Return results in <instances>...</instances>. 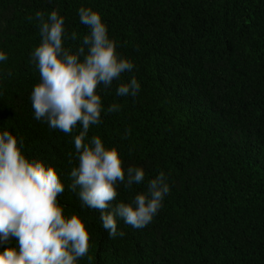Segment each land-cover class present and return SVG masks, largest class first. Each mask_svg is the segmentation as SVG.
Instances as JSON below:
<instances>
[{
    "label": "trees",
    "instance_id": "16d2710c",
    "mask_svg": "<svg viewBox=\"0 0 264 264\" xmlns=\"http://www.w3.org/2000/svg\"><path fill=\"white\" fill-rule=\"evenodd\" d=\"M81 7L101 13L117 52L134 63L98 86L105 111L88 132L117 147L125 168L145 170L141 184L118 186L115 202H130L160 172L170 185L146 227L118 219L122 237L111 238L70 187L80 127L50 128L30 99L40 83L36 13L47 20L58 11L64 46L75 51L90 32ZM0 51V127L23 138L26 156L58 170L64 213L81 215L89 231L78 264H264V0H0ZM132 76L138 95L118 96ZM113 103L120 110L108 113Z\"/></svg>",
    "mask_w": 264,
    "mask_h": 264
},
{
    "label": "clouds",
    "instance_id": "9594fccd",
    "mask_svg": "<svg viewBox=\"0 0 264 264\" xmlns=\"http://www.w3.org/2000/svg\"><path fill=\"white\" fill-rule=\"evenodd\" d=\"M78 15L90 32L73 51L63 42L65 18L56 10L47 20L43 13H36L41 43L31 59L38 67L40 83L33 87L30 99L34 118L50 128L70 134L80 127L74 137L79 163L70 172V187L78 189L82 207L100 213L111 238L122 237L125 233L118 231V219L136 229L146 227L162 208L170 185L160 172L130 202H115L118 186L141 184L145 170L125 168L117 147H105L99 135L88 139V132L90 126L102 122L105 111L98 86L107 89L122 73L131 72L134 63L117 52V41L110 38L99 11L81 7ZM71 39H77L75 32ZM6 60L7 55L0 51V62ZM140 90V82L132 76L116 92L121 97H135ZM119 110L117 103L107 108L108 113ZM63 192L58 170L42 159L26 156L23 138L0 127V264H78L88 253L86 221L79 214L64 213L58 201Z\"/></svg>",
    "mask_w": 264,
    "mask_h": 264
}]
</instances>
